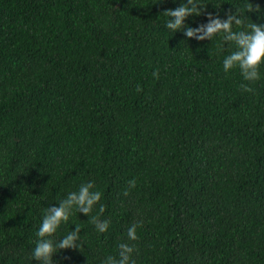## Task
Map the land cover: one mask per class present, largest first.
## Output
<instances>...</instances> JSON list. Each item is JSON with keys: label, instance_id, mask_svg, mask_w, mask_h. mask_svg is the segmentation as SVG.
Here are the masks:
<instances>
[{"label": "trees", "instance_id": "1", "mask_svg": "<svg viewBox=\"0 0 264 264\" xmlns=\"http://www.w3.org/2000/svg\"><path fill=\"white\" fill-rule=\"evenodd\" d=\"M207 2L186 23L234 11ZM178 3L0 0V264H36L41 210L87 180L109 228L74 212L57 264H100L137 221V264H264V65L225 74L234 44L165 29Z\"/></svg>", "mask_w": 264, "mask_h": 264}, {"label": "clouds", "instance_id": "2", "mask_svg": "<svg viewBox=\"0 0 264 264\" xmlns=\"http://www.w3.org/2000/svg\"><path fill=\"white\" fill-rule=\"evenodd\" d=\"M160 0H152L158 3ZM207 0H179L176 7L163 10V25L171 34L182 30L184 35L197 40L205 38L213 40L219 37L224 42H231L235 47L228 51L222 59V67L225 74L238 68L244 81L254 82L261 78L260 68L264 65V22H256L247 13L255 11L264 14L259 4H253L252 0H234V11L229 10L225 17L207 13V22L198 26L186 23V18L201 15L207 8ZM219 8L222 3L213 4ZM158 69L153 70V76H158ZM139 85L137 88L139 90ZM242 88L251 91L250 83H242ZM130 180L129 184H134ZM103 192L95 187L93 180L81 182L75 190L67 191L57 203H51L42 209L39 226L36 229L34 246L29 253V260L36 264H57L53 259L55 253L65 248L82 247L81 225L76 223L70 231L59 235L58 229L62 224L69 222L74 212L86 214L96 230L106 232L110 221L102 219L101 214L105 205L99 203ZM98 205V211L94 212ZM140 221L130 224L126 230V239L118 244V253L105 256L100 264H137L135 253L137 251L134 241L138 239L137 227Z\"/></svg>", "mask_w": 264, "mask_h": 264}]
</instances>
